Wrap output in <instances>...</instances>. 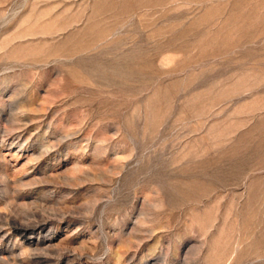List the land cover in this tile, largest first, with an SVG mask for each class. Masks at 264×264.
<instances>
[{"label": "rangeland", "instance_id": "obj_1", "mask_svg": "<svg viewBox=\"0 0 264 264\" xmlns=\"http://www.w3.org/2000/svg\"><path fill=\"white\" fill-rule=\"evenodd\" d=\"M0 264H264V0H0Z\"/></svg>", "mask_w": 264, "mask_h": 264}]
</instances>
